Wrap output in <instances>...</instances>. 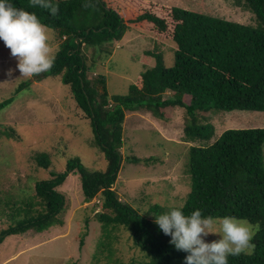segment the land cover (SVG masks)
Listing matches in <instances>:
<instances>
[{
    "label": "trees",
    "instance_id": "1",
    "mask_svg": "<svg viewBox=\"0 0 264 264\" xmlns=\"http://www.w3.org/2000/svg\"><path fill=\"white\" fill-rule=\"evenodd\" d=\"M11 2L14 7L34 12L62 39L52 68L37 79L59 75L69 86L76 107L90 122L92 141L105 164L102 170H89L78 157H70L56 171L50 155L37 153L36 167H51L49 177L35 182L32 197L25 195L24 189L7 196L4 204L10 207L9 223L0 229V244L6 237L30 229L41 232L62 225L58 216L65 207V197L57 187L71 173L79 176L85 201L101 199V210L95 217L102 223L103 233L93 264H100L103 257L119 264L112 243L121 231L128 233L132 247L144 258L120 264H184L188 253L176 250L169 243L171 237L154 222V216L179 206L164 209L154 204L149 207L154 215L148 217V211L142 214L145 210L139 212L120 201L114 188L123 161L120 148L127 113L144 110L160 120H170L174 110L183 108V139L192 142L187 151L190 190L182 204L184 214L200 209L202 216H235L259 224L252 254L230 256L228 264H264V127L229 128L215 137L214 125L201 122V115L209 111L264 112V0H243L254 15V26L179 6L164 11L147 0H53L59 9L55 16L47 9L32 7L30 0ZM168 22L174 23L172 28ZM131 29L159 35L170 29L176 45L174 64L164 67L159 52L147 51L155 64L140 72L126 94L110 95L104 76L88 79L87 49L119 40ZM168 92L171 94L166 95ZM12 100L0 101V110ZM0 136L9 144L11 139H19L11 126L4 127ZM62 138L58 135L53 146L58 144L60 157L66 159L70 146L68 139Z\"/></svg>",
    "mask_w": 264,
    "mask_h": 264
},
{
    "label": "rangeland",
    "instance_id": "2",
    "mask_svg": "<svg viewBox=\"0 0 264 264\" xmlns=\"http://www.w3.org/2000/svg\"><path fill=\"white\" fill-rule=\"evenodd\" d=\"M147 1L157 4L164 11L168 7L179 6L256 25L253 13L243 0ZM117 7L119 11L123 10L121 4ZM77 19L75 22L79 24ZM169 24L172 28L174 23ZM49 29L50 45L55 55L62 39L54 29ZM170 36V29L161 35L131 29L119 40L88 48V79L104 76L110 95L126 94L128 87L138 81L140 72L155 64L154 57L147 51L159 52L164 67L173 66L176 45ZM93 56L95 59L91 61ZM16 65V58L10 55V49L0 40V101L13 99L0 110V131L11 126L19 136V139H11L10 144L4 143L0 136V229L9 223L7 214L10 207L4 204L7 196H15L24 189V194L32 197L35 182L49 177L48 170L53 165L59 171L63 168L62 162L70 157H78L89 170H102L105 164L100 150L92 141L90 122L76 107L69 86L61 82L59 75L41 80L37 79L38 75L20 77ZM10 69L11 75L8 74ZM26 81L28 83L19 90V85ZM184 97L188 100V96ZM201 119L202 123L214 125L215 137L229 128L264 127V112L261 111H209L202 114ZM185 120L183 108L174 110L170 120H160L144 110L127 113L120 148L123 161L114 183L120 201L129 203L139 212L145 210L142 214L148 211V217L154 215L153 211H149L154 204L170 209L185 202L190 190V179L186 173L187 151L192 144L183 139ZM58 135L68 139L70 148L66 159L60 157L58 144L53 146ZM47 144H52L53 148ZM37 153L50 155L51 167L37 169L34 159ZM133 157L140 161H127ZM57 190L65 197V207L58 216L63 224L41 232L30 229L24 234L6 237L0 244V264H93V256L103 233L102 223L95 217V213L101 210V199L84 200L77 174L70 173ZM86 219L89 221L86 222ZM219 238L218 234H209L204 239L210 243ZM112 246L119 264L129 262L131 258H144L138 248L132 247L127 232L118 233ZM114 263L113 258L108 260L103 257L100 261V264Z\"/></svg>",
    "mask_w": 264,
    "mask_h": 264
},
{
    "label": "clouds",
    "instance_id": "3",
    "mask_svg": "<svg viewBox=\"0 0 264 264\" xmlns=\"http://www.w3.org/2000/svg\"><path fill=\"white\" fill-rule=\"evenodd\" d=\"M32 7L47 9L55 16L59 9L53 0H30ZM87 7V3L84 5ZM50 29L41 23L34 12L14 7L11 0H0V40L17 60L20 77L32 78L49 71L55 60L50 45ZM12 70H9L11 75ZM183 205L155 217V223L169 243L178 251L188 253L184 264H228L230 256L252 254V242L259 224L235 216H202L196 209L185 215ZM209 234L219 239L205 242Z\"/></svg>",
    "mask_w": 264,
    "mask_h": 264
}]
</instances>
